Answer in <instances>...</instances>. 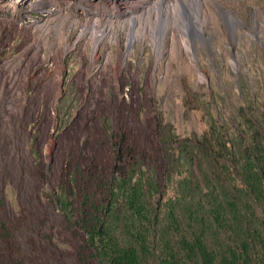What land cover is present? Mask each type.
Wrapping results in <instances>:
<instances>
[{
  "label": "rangeland",
  "instance_id": "1",
  "mask_svg": "<svg viewBox=\"0 0 264 264\" xmlns=\"http://www.w3.org/2000/svg\"><path fill=\"white\" fill-rule=\"evenodd\" d=\"M204 3L210 44L172 25L160 47L143 35L126 52V25L110 24L96 71L92 43L68 46L84 3L0 0V218L17 226L25 264L75 262L55 204L68 134L77 144L128 129L148 149L155 120L184 138L207 130L217 107L225 116L254 99L264 112V0ZM218 3L242 22L234 36Z\"/></svg>",
  "mask_w": 264,
  "mask_h": 264
},
{
  "label": "trees",
  "instance_id": "2",
  "mask_svg": "<svg viewBox=\"0 0 264 264\" xmlns=\"http://www.w3.org/2000/svg\"><path fill=\"white\" fill-rule=\"evenodd\" d=\"M216 111L184 138L155 120L148 149L128 129L67 135L55 204L73 264H264V112ZM16 228L0 218V264H25Z\"/></svg>",
  "mask_w": 264,
  "mask_h": 264
},
{
  "label": "built area",
  "instance_id": "3",
  "mask_svg": "<svg viewBox=\"0 0 264 264\" xmlns=\"http://www.w3.org/2000/svg\"><path fill=\"white\" fill-rule=\"evenodd\" d=\"M79 2L84 3V6L80 5L81 15H75L79 23L70 31V36L75 40L72 43L69 41L68 46L75 49V46H79L82 42L92 43L94 45L92 50L93 70L96 71H99L104 65V59L101 64H97V61L102 58L99 56L101 48L109 41L108 37L112 29H110V24L116 25L122 22L126 25L124 33L128 42L126 44L127 52L143 35H147L149 40H156L159 47L162 40L166 39L167 34H172L175 29L192 38L194 37L192 32L196 28L203 30V26L207 25L209 19V8L205 5L204 0H197V8L200 18L208 17L205 25H200L199 21L191 20L187 16V0L185 4L181 5L182 15L175 8L177 0H79ZM102 18L106 21L105 23ZM188 24L191 31L187 27ZM93 25H95L94 28ZM172 25H175V29ZM185 26L187 30H184ZM98 27L102 31H98ZM102 28L106 31H103ZM118 38L117 34L115 40Z\"/></svg>",
  "mask_w": 264,
  "mask_h": 264
},
{
  "label": "bare ground",
  "instance_id": "4",
  "mask_svg": "<svg viewBox=\"0 0 264 264\" xmlns=\"http://www.w3.org/2000/svg\"><path fill=\"white\" fill-rule=\"evenodd\" d=\"M185 1L186 0H184V1L177 0V5H179L178 6L179 7L178 8V13H180L181 15H182V12H183V10L181 8V5L185 4ZM186 4H188L186 6H187V8H188L187 10L189 12V13L187 12V16L189 18H191V20L199 21L200 25H202V20L199 17V12H198V8H197V0H187ZM218 7L220 8L224 18L229 22V24L231 26V34H232V36H234V33H235L234 32L235 31L234 26L236 27V25H239V24L242 25V22L240 21V19L237 18L236 15H234L232 13L231 10H229V9L225 10L220 3H218ZM187 27L191 31V29L189 27V24L187 25ZM196 29H195L194 32H192V33H194V36H196L198 39L210 44L211 40L208 37L204 36V31L202 30V28H196ZM184 30H187L186 26H185ZM192 39H193L192 41H194V37H192Z\"/></svg>",
  "mask_w": 264,
  "mask_h": 264
}]
</instances>
